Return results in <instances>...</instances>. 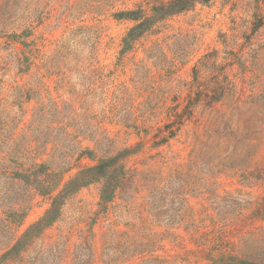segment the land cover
<instances>
[{
    "label": "rangeland",
    "instance_id": "obj_1",
    "mask_svg": "<svg viewBox=\"0 0 264 264\" xmlns=\"http://www.w3.org/2000/svg\"><path fill=\"white\" fill-rule=\"evenodd\" d=\"M166 1L0 0V264L264 262V0Z\"/></svg>",
    "mask_w": 264,
    "mask_h": 264
},
{
    "label": "trees",
    "instance_id": "obj_2",
    "mask_svg": "<svg viewBox=\"0 0 264 264\" xmlns=\"http://www.w3.org/2000/svg\"><path fill=\"white\" fill-rule=\"evenodd\" d=\"M209 1L210 0H168L166 2H159L158 4H155L152 7L151 15L143 16L141 18L137 17V14H135L136 11L125 12L126 14L131 16L132 19L139 21L133 27H131L127 32V34L124 36L123 45L125 47L130 45L132 41H134L136 38L142 35L145 31L150 29L152 25L155 22L159 21L161 18L165 16H169L171 14L181 13L186 10H189L197 3L205 4ZM174 122L175 121H172L171 123L165 125L167 126V133H173V131L170 130V127ZM116 158L117 156L103 158L97 164L87 167L84 170H81L76 177H74L72 180L67 182V184L64 186L63 190L61 191V196L63 197L67 196L73 189L81 185L88 184L91 182H101L102 183L101 198L108 199L111 196L112 190L119 182L118 181L119 179L117 177V170L119 167L117 166L116 163H114ZM58 202L59 200L56 198L53 200V207L49 209L47 214L37 222L36 226L45 224L52 218V214L54 213ZM23 240L24 238L18 240L8 250L9 253L17 250L18 246H20ZM9 253L6 252V254ZM242 262L245 264H264V262L261 261L257 262V261L242 260Z\"/></svg>",
    "mask_w": 264,
    "mask_h": 264
}]
</instances>
